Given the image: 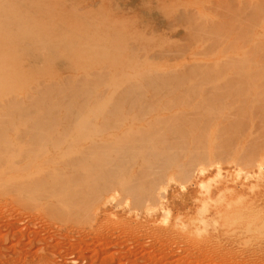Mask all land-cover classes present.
Wrapping results in <instances>:
<instances>
[{"label": "rangeland", "instance_id": "obj_1", "mask_svg": "<svg viewBox=\"0 0 264 264\" xmlns=\"http://www.w3.org/2000/svg\"><path fill=\"white\" fill-rule=\"evenodd\" d=\"M0 264H264V0H0Z\"/></svg>", "mask_w": 264, "mask_h": 264}, {"label": "bare ground", "instance_id": "obj_2", "mask_svg": "<svg viewBox=\"0 0 264 264\" xmlns=\"http://www.w3.org/2000/svg\"><path fill=\"white\" fill-rule=\"evenodd\" d=\"M60 141H61V140H60ZM62 141H63V140H62ZM59 144H61V142H60ZM59 144H58V145H59ZM89 177H90V176H89Z\"/></svg>", "mask_w": 264, "mask_h": 264}]
</instances>
